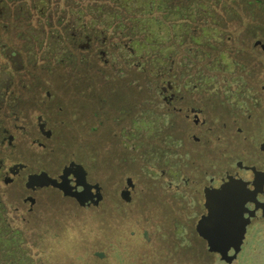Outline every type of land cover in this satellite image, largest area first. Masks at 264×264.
<instances>
[{"label": "flooded vegetation", "instance_id": "flooded-vegetation-1", "mask_svg": "<svg viewBox=\"0 0 264 264\" xmlns=\"http://www.w3.org/2000/svg\"><path fill=\"white\" fill-rule=\"evenodd\" d=\"M224 3L0 0V264H165L158 257L165 237L160 223L184 203L196 208L193 232L221 258L198 225L211 211L209 193L233 184L247 185L245 217L252 223L232 264L245 249L264 247V190L257 184L264 176V38L259 30L248 38L246 23L248 7L259 3L242 12L227 11ZM34 31L43 32L42 46ZM51 32L65 43L68 60H62L72 68L91 66L105 79L139 71L156 80L148 102H157L164 123L179 134L176 151L148 159V184L128 174L115 186L113 210L135 229L118 233L109 250L99 247L97 236L85 239L83 261L51 253L47 238L68 221H102L110 197L100 168L75 155L58 161L56 144L67 123L95 117L102 126L109 101L94 88H60L41 66ZM150 58H157V71L145 65ZM69 169L86 186L79 178L70 185ZM44 176L57 183H45Z\"/></svg>", "mask_w": 264, "mask_h": 264}, {"label": "rangeland", "instance_id": "rangeland-1", "mask_svg": "<svg viewBox=\"0 0 264 264\" xmlns=\"http://www.w3.org/2000/svg\"><path fill=\"white\" fill-rule=\"evenodd\" d=\"M223 1L225 10L237 9L239 12H242L244 6L248 7V3L258 2L257 6L252 4L248 7L246 20L248 38L251 34H256L257 30H259V38H264V0ZM53 33L55 35V32ZM32 35L36 38L38 46H42L43 32L34 31ZM51 35L52 32L46 42L43 52L44 62H41V66L53 72L58 80V86L64 89L70 85L69 87L74 91L80 90L84 93L89 88H94L96 93L109 101L103 109L102 126L98 125L95 117H91L90 123L72 122L71 126L68 123L60 126L59 132L63 138L56 144L57 154H55L58 161H62L66 156L75 155L89 166L102 170L110 198L104 203L103 220L97 223L89 221L93 228L88 241L97 236L100 241L99 247L109 250L118 233H129L135 229L132 221L121 219L122 214L118 215L113 210L111 197L115 186L122 184L128 174L136 176L142 186L148 184L151 179L145 171L147 162L151 159L155 161L156 158L163 159L166 152L177 150L175 140L179 135L178 129L164 123L157 102L152 104L148 102L156 80L146 77L139 71L130 78L124 75L113 79H105L106 76H103L102 79L94 67L77 65L72 68L62 60L68 57L65 43ZM147 62L145 65L148 69L150 67L155 71L159 69L157 58H150ZM92 109L95 111L97 107L94 106ZM61 118L65 119L64 116ZM65 136H73V138H65ZM195 210L196 208L184 203L177 214H170L167 221L160 223L159 231L165 237L161 242L164 248L158 252V257L163 258L165 264H226L219 255L209 254L204 241L193 232ZM149 228L153 233H157L154 224ZM88 246L90 247L91 244L89 243ZM152 252L143 249L144 255H150L155 259ZM235 264H264V247L253 251L245 249L239 262Z\"/></svg>", "mask_w": 264, "mask_h": 264}, {"label": "snow or ice", "instance_id": "snow-or-ice-1", "mask_svg": "<svg viewBox=\"0 0 264 264\" xmlns=\"http://www.w3.org/2000/svg\"><path fill=\"white\" fill-rule=\"evenodd\" d=\"M69 173L74 175H65V180L72 184L73 179L79 178V183L86 186L85 178L73 169H69ZM258 187L264 190V176L257 178ZM83 197L86 199L88 193L84 188L80 189ZM247 193V185L233 184L225 185L217 192L209 193L210 206L213 211L205 223L202 225V230L210 240L217 241L229 237H236L237 232H240V238L237 240L236 247L239 250L240 245L247 238L248 226L252 223L250 218L245 217L246 206L245 202L249 198ZM255 215V213H253ZM66 227V223L61 225V230ZM227 255V253H225Z\"/></svg>", "mask_w": 264, "mask_h": 264}, {"label": "clouds", "instance_id": "clouds-1", "mask_svg": "<svg viewBox=\"0 0 264 264\" xmlns=\"http://www.w3.org/2000/svg\"><path fill=\"white\" fill-rule=\"evenodd\" d=\"M92 228L93 225L87 221H68L63 230L49 234L50 252L83 261L85 256L81 255V246L85 239L91 237Z\"/></svg>", "mask_w": 264, "mask_h": 264}, {"label": "water", "instance_id": "water-1", "mask_svg": "<svg viewBox=\"0 0 264 264\" xmlns=\"http://www.w3.org/2000/svg\"><path fill=\"white\" fill-rule=\"evenodd\" d=\"M79 168H81V167L79 166ZM43 181L45 183H53V184L57 183L56 180L50 178L49 176H44ZM212 211H213V209L211 208L209 215L205 216L200 221V223L198 225V230H199L200 234L207 240L209 250L220 253L222 260H224L227 264H232V262L237 258V255L241 250V245L239 247V250L236 247L237 240L240 238V232L238 231L236 234V237H234V238L229 237V238H226L223 240H217V241L210 240L208 238V236L202 230V225L205 223V221L208 219V217L212 214ZM231 247H234L236 250L234 255H229V253H228L229 250L231 249ZM225 253H227V255Z\"/></svg>", "mask_w": 264, "mask_h": 264}, {"label": "bare ground", "instance_id": "bare-ground-1", "mask_svg": "<svg viewBox=\"0 0 264 264\" xmlns=\"http://www.w3.org/2000/svg\"><path fill=\"white\" fill-rule=\"evenodd\" d=\"M68 15V14H67Z\"/></svg>", "mask_w": 264, "mask_h": 264}]
</instances>
